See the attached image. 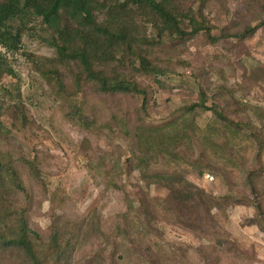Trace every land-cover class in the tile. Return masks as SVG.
Segmentation results:
<instances>
[{"label":"rangeland","instance_id":"374dc122","mask_svg":"<svg viewBox=\"0 0 264 264\" xmlns=\"http://www.w3.org/2000/svg\"><path fill=\"white\" fill-rule=\"evenodd\" d=\"M174 2L180 14L188 9L200 12L208 25L215 26L210 31L214 36L234 33L245 24L260 26L243 40L228 36L211 43L205 31L200 30L184 48L173 44L176 47L167 48V54L171 55L169 61L176 63L174 73L159 77V82L153 75L145 78L144 100L137 95L96 94L87 86L77 89L69 78L65 79L66 90L59 92L52 77L41 73L45 71V59L53 57V50L35 39L24 38L27 54L6 57L14 75L0 74V119L7 130L0 134V149L11 152L16 160L23 156L37 162V180L17 164L33 198L29 214L33 228L48 233L52 210L62 219H83L85 237L72 264H86L98 252L100 264H111L106 241L86 232L98 223L108 234L115 225V215L128 210L142 228L147 222L143 221L140 202L168 197L165 189L147 187L142 181L131 159V149L138 147L126 141L124 121L130 132L137 124L147 129L149 137H141L145 147L154 139L149 127L168 121L184 106L197 102L200 90L208 95V106L215 102L226 107L231 95L243 98L250 107L238 116L243 121L252 119L261 131L260 141L250 135L252 144L245 162L252 168L249 182L243 170L232 184L218 181L210 173L196 176L192 171L187 174L188 180L211 194L230 189L257 202L264 216V0ZM147 30L153 31L149 25ZM162 57L166 59L167 55ZM239 83L242 89L237 88ZM141 103L147 108L143 121ZM15 104L24 114L23 122ZM254 113L261 114L259 122ZM227 115L234 118L233 114ZM211 116L210 110L193 112L199 127H204ZM85 117L92 120L91 126L84 125ZM257 150L259 156L254 160ZM256 215L253 205L223 201L221 207L207 214L203 233L157 215L147 226L151 232L149 237L146 235L148 239L136 242L135 252L142 257L134 259L131 251L134 258L126 259L124 264H264V230Z\"/></svg>","mask_w":264,"mask_h":264},{"label":"trees","instance_id":"16d2710c","mask_svg":"<svg viewBox=\"0 0 264 264\" xmlns=\"http://www.w3.org/2000/svg\"><path fill=\"white\" fill-rule=\"evenodd\" d=\"M147 25L152 28L151 33ZM259 26L245 24L234 33L214 36L210 31L215 26L208 25L200 12L188 9L180 14L174 0H0V74L12 77L14 71L6 57L27 54L24 38L35 39L53 50V57L45 59V71L41 73L52 77L59 92L66 88L65 79L69 78L77 89L87 86L96 94L137 95L144 100L145 78L153 75L159 82V77L174 73L176 63L169 61L167 48L176 44L184 48L186 41L200 30L205 31L211 43L228 36L243 40ZM162 55H167L166 59ZM238 86L243 88L242 83ZM207 99L208 95L200 90L197 102L184 106L168 121L149 127L154 139L145 147L141 137L148 135L147 129L137 124L130 132L122 118L126 141L133 148L136 144L138 147L131 149V159L135 160L142 181L147 187L165 189L168 197L140 202L143 221L147 222L142 223V228L128 210L115 215V225L108 234L98 223L86 232L106 241L111 264H124L126 259L134 258L131 251L134 259L142 257L135 252L136 242L148 239L151 232L147 226L157 215L203 233L210 210L221 207L223 201H231L255 206L258 225L264 230V216L257 202L230 189L207 193L187 178L190 171L196 176L210 173L216 180L232 184L243 170L244 178L250 181L252 168L245 166L252 144L250 137L260 141L261 131L252 119L243 121L238 116L245 114L250 105L232 95L226 107L215 102L208 106ZM15 105L23 122L24 114ZM196 109L212 112L204 127L194 121ZM139 111L143 121L147 113L144 103ZM253 115L258 122L261 120L260 113ZM83 123L88 127L92 120L85 117ZM6 131L0 119V134ZM18 162L34 180L39 177L35 159L18 156L16 160L11 152L0 149V264H72L85 237L83 219H62L52 210L48 233L33 228L29 224L33 198L20 177ZM86 261L100 264V253Z\"/></svg>","mask_w":264,"mask_h":264}]
</instances>
